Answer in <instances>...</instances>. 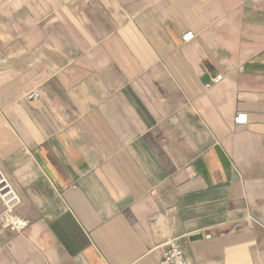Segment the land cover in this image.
<instances>
[{
	"label": "crops",
	"instance_id": "obj_1",
	"mask_svg": "<svg viewBox=\"0 0 264 264\" xmlns=\"http://www.w3.org/2000/svg\"><path fill=\"white\" fill-rule=\"evenodd\" d=\"M0 172V264H264V0H0Z\"/></svg>",
	"mask_w": 264,
	"mask_h": 264
},
{
	"label": "built area",
	"instance_id": "obj_2",
	"mask_svg": "<svg viewBox=\"0 0 264 264\" xmlns=\"http://www.w3.org/2000/svg\"><path fill=\"white\" fill-rule=\"evenodd\" d=\"M196 35L193 32L184 34L182 40L184 43H191L194 41ZM223 80V76L219 75L214 78L211 84H217ZM40 97L38 92H31L28 95L29 100L38 99ZM248 115L240 113L234 118V123L237 126H246L248 124ZM21 200L13 187L7 179L0 172V204L3 207V212L0 215L2 227L12 234L21 233L27 227L26 222L14 216L15 209L19 206ZM160 264H197L190 260L183 251L178 239H173L167 244V248L163 253Z\"/></svg>",
	"mask_w": 264,
	"mask_h": 264
},
{
	"label": "water",
	"instance_id": "obj_3",
	"mask_svg": "<svg viewBox=\"0 0 264 264\" xmlns=\"http://www.w3.org/2000/svg\"><path fill=\"white\" fill-rule=\"evenodd\" d=\"M192 240H199L201 239V236H194L193 238H191Z\"/></svg>",
	"mask_w": 264,
	"mask_h": 264
}]
</instances>
